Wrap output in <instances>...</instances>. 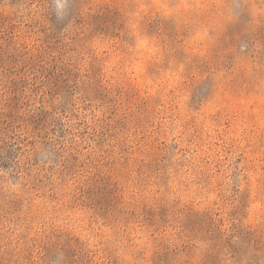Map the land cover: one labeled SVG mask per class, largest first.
I'll list each match as a JSON object with an SVG mask.
<instances>
[{
    "label": "rangeland",
    "instance_id": "obj_1",
    "mask_svg": "<svg viewBox=\"0 0 264 264\" xmlns=\"http://www.w3.org/2000/svg\"><path fill=\"white\" fill-rule=\"evenodd\" d=\"M129 257L264 264V0H0V264Z\"/></svg>",
    "mask_w": 264,
    "mask_h": 264
},
{
    "label": "snow or ice",
    "instance_id": "obj_2",
    "mask_svg": "<svg viewBox=\"0 0 264 264\" xmlns=\"http://www.w3.org/2000/svg\"><path fill=\"white\" fill-rule=\"evenodd\" d=\"M173 8H176V7H178V5H173L172 6ZM130 43H132L133 44V47L135 48V49H143L145 46H144V43H143V41L142 40H140V41H130ZM156 53H157V49H152V55L153 56H155L156 55ZM138 71L140 70L139 68L137 69ZM173 70H180V69H173ZM209 245H208V243H205L204 245H203V247L204 248H207Z\"/></svg>",
    "mask_w": 264,
    "mask_h": 264
},
{
    "label": "clouds",
    "instance_id": "obj_3",
    "mask_svg": "<svg viewBox=\"0 0 264 264\" xmlns=\"http://www.w3.org/2000/svg\"><path fill=\"white\" fill-rule=\"evenodd\" d=\"M186 5H180V7H185ZM156 7H158V8H160V9H162V10H165V11H168V9H167V6L166 5H164V4H162V3H157L156 4ZM143 41V43H144V46H145V44H146V41H144V40H142ZM129 261H130V264H131V258L129 257Z\"/></svg>",
    "mask_w": 264,
    "mask_h": 264
}]
</instances>
